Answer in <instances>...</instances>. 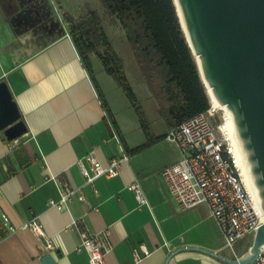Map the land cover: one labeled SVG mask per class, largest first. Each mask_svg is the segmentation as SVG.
I'll use <instances>...</instances> for the list:
<instances>
[{"label": "crops", "instance_id": "obj_1", "mask_svg": "<svg viewBox=\"0 0 264 264\" xmlns=\"http://www.w3.org/2000/svg\"><path fill=\"white\" fill-rule=\"evenodd\" d=\"M16 1H10L9 8H18ZM55 4L61 14L68 12ZM12 14L5 13L0 2V78L7 82L27 132L9 141L0 129V216L4 213L16 227L8 232L0 218V264H42L48 252L30 229L21 227L32 217L51 238L49 253L58 264H89L87 252L76 250L81 232L104 228L111 245L107 264H229L197 249L178 251L165 263L169 253L182 246L197 245L232 258L208 207L183 208L160 174L180 157L177 146L164 136L170 125L163 130L143 127L136 112L119 113L93 71L103 105L67 29H35L27 14ZM100 71L107 73L102 64ZM19 144L29 156L23 164L12 152ZM121 148L129 157L116 175L84 182L78 159L94 150L95 158L105 163ZM51 175L81 187L91 207L75 196L62 208L49 206L48 200L59 198L57 182L45 178ZM133 181L146 198L140 206L128 187ZM250 244H237V255ZM139 245L146 254L140 249L141 257L134 260L131 249Z\"/></svg>", "mask_w": 264, "mask_h": 264}, {"label": "water", "instance_id": "obj_2", "mask_svg": "<svg viewBox=\"0 0 264 264\" xmlns=\"http://www.w3.org/2000/svg\"><path fill=\"white\" fill-rule=\"evenodd\" d=\"M51 0L27 4L20 13L32 21L52 11ZM181 27L195 58L198 72L216 100L230 110L238 137L246 151L250 171L264 211V0H173ZM40 12H39V11ZM17 12V13H18ZM58 27L67 29L58 14ZM0 129L12 141L27 132V126L4 78H0ZM17 162L29 160L22 144L12 150ZM264 246V221L256 229L251 244L238 257L196 246L174 249L166 258L185 249L199 250L229 264H250ZM42 264H58L51 253Z\"/></svg>", "mask_w": 264, "mask_h": 264}, {"label": "built area", "instance_id": "obj_3", "mask_svg": "<svg viewBox=\"0 0 264 264\" xmlns=\"http://www.w3.org/2000/svg\"><path fill=\"white\" fill-rule=\"evenodd\" d=\"M109 125L112 135L116 137L114 127L110 122ZM164 136L180 152L177 161L160 171L169 191L183 208L205 204L209 217L214 220L220 232L223 246L231 251V257H238L235 251L236 242L247 238L252 241L256 229L264 220L261 206L247 190L241 175L229 114L209 99L206 109L171 125ZM128 157L129 152L121 148L118 155L102 163L95 158L94 150H90L77 160V166L84 182L92 184L100 176L116 175ZM45 178L54 179L59 189V198L48 200L49 206L62 208L75 196L91 207L81 187L59 182L52 175ZM128 187L133 190L138 206L146 203L138 181L131 182ZM0 218L8 232L16 230L4 213ZM21 227L31 230L40 241L42 251L49 252L53 249L51 238L44 234L36 217L27 220ZM108 234V228L94 232L83 230L76 250L87 252L89 264H107L105 254L111 248ZM140 249L146 254L141 245L132 247L134 260L141 257ZM250 264H264L263 246L257 258Z\"/></svg>", "mask_w": 264, "mask_h": 264}, {"label": "trees", "instance_id": "obj_4", "mask_svg": "<svg viewBox=\"0 0 264 264\" xmlns=\"http://www.w3.org/2000/svg\"><path fill=\"white\" fill-rule=\"evenodd\" d=\"M100 1L105 11L114 16L122 27L152 96L167 113V123L171 126L206 109L209 98L181 27L174 1ZM62 17L102 104H105V100L96 84L90 59V54L96 52L98 45L103 48L97 54L104 70L122 87L125 97L138 115L140 124L147 127L140 103L122 70L121 60L112 49L95 11L88 9L78 19H74L68 12H63ZM144 145L146 144L138 148ZM3 235L0 229V238Z\"/></svg>", "mask_w": 264, "mask_h": 264}, {"label": "rangeland", "instance_id": "obj_5", "mask_svg": "<svg viewBox=\"0 0 264 264\" xmlns=\"http://www.w3.org/2000/svg\"><path fill=\"white\" fill-rule=\"evenodd\" d=\"M38 0H36L37 2ZM52 10L54 14H58L62 17L59 8L56 3L64 6L70 15L78 19L83 16L88 9H92L97 14L101 27L104 30L112 49L120 58L123 71L130 82L136 97L140 103L141 109L144 114V118L147 124L155 129H165L167 127V113L162 108L163 106L152 96L147 82L133 56L132 50L128 41L125 38L124 31L121 29L119 22L114 16L109 15L100 0H51ZM67 27V26H66ZM101 45L96 46V52L90 54L91 66L95 71L101 87L106 96H112L115 109L123 115L135 114L134 109L130 105L125 93L117 84V81L113 76L104 71H100L102 64L100 57H98L97 51L102 52ZM103 68V65H102ZM104 69V68H103ZM207 94V93H206ZM208 95V94H207ZM208 98L210 99L209 95ZM251 242L250 238L240 240L236 242V245H241L245 248Z\"/></svg>", "mask_w": 264, "mask_h": 264}, {"label": "bare ground", "instance_id": "obj_6", "mask_svg": "<svg viewBox=\"0 0 264 264\" xmlns=\"http://www.w3.org/2000/svg\"><path fill=\"white\" fill-rule=\"evenodd\" d=\"M207 94L209 95L210 100L213 102L214 105H216L217 107L225 109V111L230 116V129H231L233 140L235 143L234 147H236V156L238 158L237 161H239V164H240L241 175H242V178H243V181L245 183L247 190L250 192L252 197L255 199L256 203L260 206L261 199L258 195V189L254 183L253 175L251 174V171H250V163L247 160L246 151L243 148L242 141L238 137L237 130H236V127L234 124V120H232L233 116L225 104H221L216 100L214 95L211 93V89L209 87H207ZM262 214H263L262 218L264 220V211L263 210H262Z\"/></svg>", "mask_w": 264, "mask_h": 264}, {"label": "flooded vegetation", "instance_id": "obj_7", "mask_svg": "<svg viewBox=\"0 0 264 264\" xmlns=\"http://www.w3.org/2000/svg\"><path fill=\"white\" fill-rule=\"evenodd\" d=\"M10 1H12V0H0V2L2 3V5H3V8H4V11H5V13H7L8 15H10V13H13L12 15H15L18 11H20V10H22L23 9V7L25 6V5H27V4H33V3H35L36 2V0H17L16 2H18L19 3V5H18V8H16V9H11V8H9V3H10ZM38 1H41V0H38ZM39 11V10H38ZM40 12V11H39ZM44 13V14H46V17H47V15H50L51 16V18H53L54 17V15H53V12L52 11H50L49 10V12L47 11H44V10H41V12L40 13ZM46 17H43V18H41V20L40 21H32L31 19H30V24L32 25V27H34L35 29H39V28H56V29H60V30H62V27L61 28H59L57 25H58V23L56 22V20L55 19H53V20H51L50 19V21H44V22H42V20H46L45 18ZM62 19H63V17H62ZM64 21V20H63ZM65 23V22H64ZM66 25V24H65Z\"/></svg>", "mask_w": 264, "mask_h": 264}]
</instances>
